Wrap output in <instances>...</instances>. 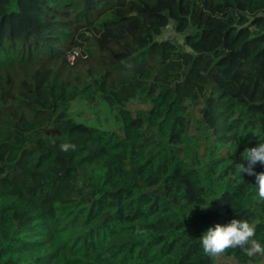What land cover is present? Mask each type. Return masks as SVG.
<instances>
[{"label": "trees", "instance_id": "obj_1", "mask_svg": "<svg viewBox=\"0 0 264 264\" xmlns=\"http://www.w3.org/2000/svg\"><path fill=\"white\" fill-rule=\"evenodd\" d=\"M69 17L94 35L88 77L62 72L81 44ZM168 24L187 49L158 38ZM81 96L119 128L76 121ZM260 143L264 0H0V264H218L199 237L233 218L264 244L255 176L237 171Z\"/></svg>", "mask_w": 264, "mask_h": 264}, {"label": "clouds", "instance_id": "obj_2", "mask_svg": "<svg viewBox=\"0 0 264 264\" xmlns=\"http://www.w3.org/2000/svg\"><path fill=\"white\" fill-rule=\"evenodd\" d=\"M76 147L77 145L71 142L60 145L63 152L74 151ZM242 156L248 163L247 166L239 164L237 171L240 174L247 173L249 176H255L258 198L260 201H264V172L257 173L254 168L257 163L264 164V143H260L257 147L246 148ZM209 204L202 208H207ZM256 227L255 222L241 218H233L226 224L216 223L199 237L203 253L210 258L217 259L227 253L229 249H240L244 255L250 258L264 256V244L255 238ZM135 231L138 235L147 234V229L139 226Z\"/></svg>", "mask_w": 264, "mask_h": 264}, {"label": "rangeland", "instance_id": "obj_3", "mask_svg": "<svg viewBox=\"0 0 264 264\" xmlns=\"http://www.w3.org/2000/svg\"><path fill=\"white\" fill-rule=\"evenodd\" d=\"M72 17H69L67 21L68 26L65 27L69 32H72L74 35H79V40L81 42L77 48L81 50V52L86 55L85 58L77 59L74 64H70L69 62L61 63L62 72L69 74H80L83 77H88L93 74V59L98 54V48L94 43V35L81 27L76 29L74 24L71 21ZM67 20V19H66ZM162 37H171L180 44H184L183 35L176 32L173 28L165 29L163 34L158 38ZM186 49L187 46L183 45ZM59 65V64H58ZM57 66V63H56ZM131 107L136 108H147L146 105L140 99H134L130 104ZM211 111L210 109L206 110V112ZM70 115L76 120L81 121L89 125H94L101 127L103 129L109 130H117L120 126L119 121L116 120L115 114L109 105L103 100H97L95 102L88 101L85 97L81 96L75 100H73L69 107ZM218 264H243L238 262L234 257H230L227 255H223L217 258ZM252 264V263H246ZM258 264H264V260Z\"/></svg>", "mask_w": 264, "mask_h": 264}, {"label": "built area", "instance_id": "obj_4", "mask_svg": "<svg viewBox=\"0 0 264 264\" xmlns=\"http://www.w3.org/2000/svg\"><path fill=\"white\" fill-rule=\"evenodd\" d=\"M169 28H172V25L171 24H168L165 29H169ZM66 57H67V60L70 62V64H74V62L78 58H80V57L81 58H85L87 56L84 55L79 48H74V49L70 50L67 53V56Z\"/></svg>", "mask_w": 264, "mask_h": 264}]
</instances>
